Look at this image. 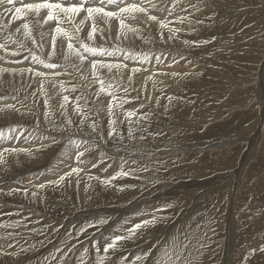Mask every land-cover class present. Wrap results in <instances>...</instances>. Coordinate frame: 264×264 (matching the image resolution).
Here are the masks:
<instances>
[{
  "label": "rangeland",
  "instance_id": "obj_1",
  "mask_svg": "<svg viewBox=\"0 0 264 264\" xmlns=\"http://www.w3.org/2000/svg\"><path fill=\"white\" fill-rule=\"evenodd\" d=\"M152 3L156 8L148 5L149 13L157 16L158 20L140 19L137 34L131 33L116 41L112 35L117 32L111 25L109 38L102 39L97 33L96 42L85 41L97 47L103 45L109 50L121 49L116 55L124 57V64L128 66L115 79L116 69L111 73L104 70L97 73L105 85V91L99 98L94 93L99 91L100 85L94 82L88 61H81L75 52H68L66 41L63 45L60 43L63 37H57L56 53L50 55L53 33L49 24L43 27L31 25L32 37L37 41L40 33H44V46L39 47L22 29L20 21L8 23L11 16L4 12L5 6H0V24L4 25L0 29V42H6L8 50H19L22 54L4 58L0 52L1 60L17 70L27 71L35 62L29 55L28 50L31 49L45 63L59 65L58 68L47 69L41 64L46 71L60 73L55 77L48 76L47 80L62 82V86L55 89L45 87L53 97L50 101L54 106L52 119L55 125H61L66 115L74 122L72 125L64 123L62 127L45 124V97L38 93L36 97L32 96L37 91L31 87L30 81H35L29 76L25 78V73L0 75V100H15L14 104L7 105H15L19 110L14 112L7 105L0 108V132L4 143L7 144L5 139L10 140L23 131L22 139L28 137L29 140L31 135H36L40 143L36 149L29 150L25 158L17 160L12 157L14 155L0 149L3 152L0 159V212L18 213L0 217V251L13 253L10 256L14 257L25 254L24 261L17 264H63L64 260L68 264H81V261L83 264H97L101 260L103 264H112L113 260L117 264H131L141 249L151 243L163 244L165 240H169L171 245V238L179 228L193 224L194 217L207 219L209 215L214 231H208L205 226L206 247L199 249L193 244L189 257L191 264H264V259H257L258 255L264 258L263 253H252L253 249L264 246V0H153ZM108 8L106 10H112V6ZM165 9H171V14ZM81 18L78 16L76 23ZM28 20L31 21L32 17L29 16ZM197 20L203 23H197ZM160 21L166 27H162ZM97 25L108 32L110 24L97 20ZM54 27L55 22H51V28ZM63 27L72 32L70 25L64 24ZM90 27V21L83 26L79 33L82 39ZM17 28L21 30L16 31ZM184 41L200 43L185 44ZM25 56L29 59L23 63L12 62L23 60ZM106 57L97 59L105 60ZM157 57H160V63ZM173 58L178 63H174ZM132 68H142V71L132 74ZM143 74L150 76L144 81L148 83L138 81ZM130 75L132 81L129 86ZM73 87L77 91L73 92ZM108 93L118 100L130 101L123 104V110L113 108L117 121L114 139L108 138L107 104L112 100ZM81 94L85 98L79 104L89 117L83 131L76 127L80 117L72 111V104L64 115L55 107L62 96L68 95L74 101ZM138 94L145 102L143 108L140 107V99H132ZM168 97H173L171 102ZM133 108L138 109V116L148 113L149 119L143 122V126L135 123L131 126L136 138L130 139L124 110ZM37 118L41 121L38 128ZM92 120L101 126L105 143H100L92 133L89 127ZM132 120L135 121L136 117ZM12 126H16L15 132L10 131ZM141 132L147 136L146 140L139 139ZM148 132L163 135L148 136ZM48 135L56 136L57 142L44 140L43 137ZM69 138L80 144L88 142L89 151L82 158L85 161H100L102 151L108 158L96 168H92L91 163L79 164L75 160L74 145L68 143ZM219 143H227L226 148H208ZM15 145L10 148L19 147ZM156 147L162 151L156 153ZM19 154L22 152L15 155ZM121 157L127 161L126 169H136L135 174L113 180L108 186L101 183L120 170ZM133 159H136L135 164ZM109 164L112 166L108 167ZM141 165H147L149 170L142 171ZM73 167L83 169L79 174V184L74 175L59 186L37 187L58 179ZM18 188L27 189L28 195L12 191ZM33 192L38 195L33 197ZM166 192L168 198L142 204L146 198ZM140 200H143L140 206H136ZM167 203L173 207L160 215L170 219L145 230L146 240L139 242L140 247L131 241H121V248L116 252H103L105 237L123 234L124 228L150 218V215L137 216V213H151L154 208ZM102 207H120L129 212L119 214L108 210L99 215L91 211H100ZM99 220H107V223L89 227L85 236L76 237L81 226ZM60 225L63 227L59 232L52 231L53 227ZM98 231L102 234L94 237ZM197 231L193 229L194 234ZM69 232L72 237H68ZM93 237L100 241L99 253L89 243ZM80 242L89 248L87 254ZM8 244L13 247H8ZM69 244H75V250L61 258L56 248L63 249ZM121 253L128 256L127 262L119 260ZM50 254L57 256V262L46 261ZM240 254L244 259H239ZM137 264H142V261H137Z\"/></svg>",
  "mask_w": 264,
  "mask_h": 264
},
{
  "label": "snow or ice",
  "instance_id": "obj_2",
  "mask_svg": "<svg viewBox=\"0 0 264 264\" xmlns=\"http://www.w3.org/2000/svg\"><path fill=\"white\" fill-rule=\"evenodd\" d=\"M147 3L151 5L152 8H156V4L152 3V0H147ZM19 4V6H17ZM0 6L4 7V12L9 13L11 16V20L8 21V23H11L12 21H22L21 27L26 32V34L32 38L33 44H38L39 47L44 46V33H40V40L37 41L34 37H32L31 33V25L36 24L43 27L45 24L50 25V32L53 33L51 35V48L52 52L50 55H55L57 50V37H63L64 39H61L60 43L63 45L66 41V47L68 52H75V54L79 57L81 61L87 60L88 65L90 66V71L92 75L95 77L94 82L98 83L100 85V89L98 92L94 93V95L99 98L100 93L105 91V85L104 81L99 78L97 73L100 72L102 69H107L109 73L113 71V69H116V74H114L113 79H115L116 75H119L122 69H127V64H124L123 62H108L103 59H97V57H114L116 55L117 51H121L119 48H113L112 50H109L108 48L104 47L103 45L97 47L94 44L87 43L85 41H94L97 37V33L100 34V37L102 39H107L111 36V25L109 26V30L107 33H105L104 29H101L97 25V20L104 21L106 24H109L110 21H119L121 32L117 33V38H119L120 35L123 34V30L126 29L128 26L125 24V14L133 16L135 18L136 13L144 14L147 21H157L158 17L155 15H151L149 13V8L144 6V0H141L140 3L136 2H128V0H67V2H61V0H39V2H36V0H32V2H24V0H0ZM108 6H112V10H106L108 9ZM194 7V6H193ZM169 11V14H171V9H165ZM31 16L32 20L29 21L28 17ZM82 17L78 23H76L77 17ZM91 22V27L88 30L86 36L82 39L79 33L81 32V29L87 22ZM51 22H55V27L51 28ZM162 27H166L163 21H160ZM197 23H203L202 20H197ZM64 24H68L72 27V32L70 33L65 27H63ZM4 25L0 24V28H3ZM20 28H17L16 31H20ZM161 38H163V33H161ZM171 38V37H169ZM215 39V37H213ZM185 44H194L198 45L200 41H184ZM204 43H207V41H204ZM79 45V48L76 47V45ZM0 49H4L7 52V46L5 44H0ZM82 49V51H81ZM29 55L31 57L32 61H35L37 63L43 64L45 68L47 69H55L58 68L59 65L55 63H45L43 60L40 59L39 56H37L34 52L31 51V49L28 50ZM85 53L89 55H85ZM11 56H19V51H13L10 53ZM3 57H0L2 59ZM127 58V57H126ZM29 57L25 56L23 57V60L18 61H12L13 63H23L24 60H28ZM147 57H145V60L147 61ZM157 62L160 63V57H157ZM181 59H184V57H181ZM174 63H178V61L173 58ZM190 63V62H189ZM14 72L15 70H10L8 68H0V73H7V72ZM23 71V70H22ZM29 72H33L34 76L41 77V78H47V74L43 71H34V69L29 68L27 69ZM132 74H135L137 72L142 71V68H132L130 69ZM70 75V73H68ZM163 75H168L167 73H162ZM52 77L60 75V73H52ZM176 75V74H172ZM187 75V73H185ZM132 81V76H129V86ZM40 88L38 89V92L40 95L44 96L43 99V117L45 124H53L56 127H62L64 123H67L68 125H72L74 122L68 118L65 115V120L61 123V125H55V121L52 119L53 111L52 108L54 107L51 105L50 101L53 99L52 96H49L47 90L44 88L43 81H39ZM49 83L51 84L52 88L56 87V81L54 79L49 80ZM111 85H109L110 87ZM73 92L77 91L75 87L72 89ZM125 93H127L128 89L127 87L124 88ZM108 95H112V100H109L107 104V113H108V138L114 139V134L117 133L116 124L117 121L115 119V113L113 112L114 107H119L123 110V104L129 103L130 101L127 99L124 100H118L112 93H108ZM33 97L37 96V92L32 93ZM84 95L81 94L80 96H76L75 100L73 101L72 97L68 95L62 96L61 102L59 105H56L59 110H61V114L64 115L67 113L69 104L73 105L72 111L80 117L79 124L76 125L78 129L83 131V126L87 123L89 117L87 114L84 113L83 109L81 108L79 101L81 99H84ZM132 99H140L139 94L137 97H133ZM146 99L150 100V97H147ZM169 101L173 99V97H168ZM113 101H116L114 104ZM87 99H85V103H87ZM159 103V97H157V104ZM7 108L11 109L14 112H18L19 110L15 108V105H7ZM140 107H145V102L143 99H140ZM91 111H95V109H92ZM165 111H167V107L165 108ZM138 109H129L124 110V116L125 120L128 121L129 124V138L135 139L136 137L132 134V128L131 126L135 124H141L143 126V122L149 119V114L144 113L143 115H137ZM136 117V120L133 121L132 117ZM123 122V121H121ZM41 121L39 118L36 119V127L38 128ZM89 127L92 130V133H94L97 137V139L100 141V143H105L104 137L102 132L100 131V125L96 120H92ZM16 126H12L10 128L11 132H15ZM145 131H147V128L145 127ZM23 133L21 132L20 135L16 136L15 138L17 140L20 139V136H22ZM31 135V134H30ZM148 136H161L163 133H152L148 132ZM0 138H3V133L0 132ZM25 139H28V137H25ZM44 140H51L52 143L57 142V137L48 135L43 137ZM139 139L146 140L147 136L144 135L143 132H141ZM68 143L70 145L75 146V160L79 164H87L91 163V166L93 168L98 167V164L104 163V161L108 158L106 152H101V160L100 161H85L82 159L85 156V152L89 151V148H85L84 151H80L81 144L77 141L69 138ZM84 144H87V141H83ZM123 146V145H122ZM43 147V146H42ZM99 147V144L97 145ZM125 147V150L127 151V147ZM24 151V149H18V148H4L3 152H21ZM162 149L160 147H156V153L161 152ZM3 152H0V159L3 158ZM148 155H155V153H148ZM122 163L120 165V170L117 171L113 176H110L102 181L104 185L108 186L111 185V182L113 180H116L118 178L122 177H131L135 174L136 169L135 168H125V164L127 161L125 158L121 157ZM136 163V159H133V164ZM174 163V161H173ZM67 166V165H66ZM112 165L109 164L108 167H111ZM140 169L142 171H148L147 165H141ZM107 169H105L106 171ZM83 171L80 167H73L70 171H67L64 173V175L59 176L58 179L49 180L44 184L37 185L38 188L43 189L47 186H59L62 182H64L66 179H69L73 177L74 175L77 177V184H79V174ZM92 179L93 177H89ZM95 179L99 180V177H95ZM123 190V189H121ZM12 191H19L22 192L25 196L28 195L27 189H13ZM38 194L36 192L32 193L33 197H36ZM173 205L170 203H167L163 205L162 207L154 208L151 213H137V216H143V215H150L149 219H142L139 223H133L130 227L123 229V234H117L110 237H105V243L103 246V252L108 253L109 250H112L113 252H116L117 249L121 248L120 242H133L136 244L137 247H140L139 242L146 240L145 230L150 229L151 227H154L158 223L170 219V217L162 216L160 213L162 211H165L169 208H172ZM176 214V213H173ZM18 215V213H5L0 212V217L3 216H14ZM20 222L18 221L17 224ZM107 220H99L95 223H89L87 226H81L79 230L76 232V237L79 238L80 236H85L87 233V229L89 227H95L96 224H106ZM127 223V221H125ZM212 218L209 215L207 219H205L204 216H199V218H193V224L185 225L177 230V233H174L171 238V245L169 244V240H165L163 244H157V243H151L148 245L147 248L141 249L139 254H136L134 258L131 261V264H137V261H142V264H191L190 262V255L192 254V246L193 244L198 245L199 249H203L206 247V239H207V232L204 231L205 226H207L208 231H214L211 228ZM9 227V226H6ZM63 225H60L59 227H53V232H59L60 228H62ZM193 229L198 230L197 232H193ZM182 234V235H181ZM68 237H72V233H67ZM11 236V233L9 234ZM87 238V237H86ZM63 243V242H62ZM92 248H95L97 253L100 252V248L98 247L100 241L96 240L94 237L89 241ZM81 247H83V252L87 254L89 252V248L85 247L83 242H80ZM8 247H13V245L8 244ZM76 248L75 244H69L66 246V248H56V252H59L61 254V258L66 257L74 251ZM256 251H259L261 253H264V246H261L258 249H253L252 253H255ZM0 255L10 256L13 255V253L8 252H0ZM119 260L121 261H128V256L123 255L121 253L119 255ZM46 261H53L55 262L58 258L55 254H50L49 257L45 258ZM63 264H68L67 260L63 261ZM81 264L83 262L81 261ZM97 264H103V260L98 261ZM112 264H117L116 260L112 261Z\"/></svg>",
  "mask_w": 264,
  "mask_h": 264
},
{
  "label": "bare ground",
  "instance_id": "obj_3",
  "mask_svg": "<svg viewBox=\"0 0 264 264\" xmlns=\"http://www.w3.org/2000/svg\"><path fill=\"white\" fill-rule=\"evenodd\" d=\"M61 2H63V1H61ZM65 2V1H64ZM128 2H136V3H140L141 2V0H128ZM152 2H153V0H152ZM148 5H149V7H151V5L150 4H148L147 3V0H144V6H146V7H148ZM19 6V5H18ZM110 8V7H109ZM108 8V9H109ZM135 15V18H133V16H131V15H127V14H125V24L128 26L126 29H124L123 30V34L122 35H120L119 36V38H122V37H128V36H130L131 35V33H134V34H137L138 33V28H137V24H138V21H140V19H143V20H145V21H147L146 20V18H145V16H144V14H141V13H136V14H134ZM105 23V22H104ZM20 24H22V21H20ZM106 24V23H105ZM109 24L110 25H112L115 29H116V32L118 33V32H121V29H120V25H119V21H110L109 22ZM11 25V24H10ZM1 29V28H0ZM108 30V29H107ZM112 37L113 38H115V40L116 41H119V40H117V39H119V38H117V34H113L112 35ZM91 42H96L95 40L94 41H91ZM0 44H7L6 42H3V43H1L0 42ZM16 51H19V50H16ZM0 52H1V54L4 56V58H13V57H16V56H11L10 55V53L11 52H13V51H11V50H8L7 49V52L4 50V49H0ZM20 55H22V54H20ZM107 59H105V61H108V62H114L115 63V61L116 62H123L124 63V57H122V56H117L116 55V57H110V59H109V57H106ZM113 59V61H111ZM110 60V61H109ZM0 68H8V69H10V70H15L14 72H12V71H10V72H7V73H10V74H21V73H25V75H24V77L26 78L27 76H29L31 79H33L35 82H31L30 81V84L32 85L31 87L33 88V89H35L36 91H37V93L39 94V92H38V89L40 88V83H39V81H43V84H44V88L46 87V86H51V84L49 83V80H47V78H41V77H36V76H34V74H33V72H28V71H26V70H23V69H20V70H17V68L16 67H14V66H11L9 63H6V62H4V60H1L0 59ZM31 68L32 69H34V71H43V72H45L46 74H47V77L48 76H52L51 74L54 72V71H56V70H50V71H46V70H44V67H43V65H41L40 63H37V62H34L33 64H32V66H31ZM23 70V71H22ZM107 71V69H102L101 71L102 72H104V71ZM3 73H0V75H2ZM19 77V76H18ZM150 79V76L148 75V74H143L142 76H141V79L140 78H138V81H142L143 83H148V82H144V81H146V80H149ZM58 85H60V86H62V82L61 81H59V80H57L56 81V86H58ZM53 89H55V88H53ZM40 95V94H39ZM40 97H42V95H40ZM9 103H12V104H14L15 103V100H8V101H6V100H0V108L1 107H4V106H6L7 104H9ZM262 124V123H261ZM259 127V126H258ZM23 134H24V131L22 132ZM26 135H29V133L27 132L26 133ZM23 136V135H22ZM22 136H20V139L19 140H17L15 137L16 136H13L10 140H8V139H5L6 140V142H7V144L6 143H4V141H3V139L2 138H0V149H4V148H10L11 146H16L15 144H17V146H19L18 147V149H24V151H21L22 152V154H19V155H15L16 153H18V152H7L8 154H11V155H14V156H12L15 160H17V158H25V155H27L29 152V150H31L32 148H34V149H36L35 147H37V146H39L40 145V143H38V139H37V136L36 135H31L30 137H29V140L28 139H22ZM31 137H33V138H31ZM236 141V140H235ZM245 141H247V140H245ZM228 143V142H227ZM227 143H219V144H216L217 146H212V147H208L209 149H213V150H221V149H223V147H225L226 145H227ZM3 146H8V147H3ZM75 147V146H74ZM89 148L90 147V145L88 146V143L87 144H83V142L81 143V147H80V151H83L85 148ZM14 148V147H13ZM226 148V147H225ZM34 149L32 150V151H34ZM31 151V152H32ZM27 152V153H26ZM71 152V151H70ZM69 152V153H70ZM174 152V151H173ZM65 154H68V153H65ZM27 160V159H26ZM244 166V165H243ZM93 168V167H92ZM93 170V169H92ZM240 173V172H239ZM220 174V173H219ZM222 176V175H221ZM223 177V176H222ZM225 178V177H224ZM224 178H222V179H224ZM30 180V179H29ZM218 180V179H217ZM241 181V180H240ZM238 182V181H237ZM186 183V182H185ZM184 183V184H185ZM180 184V183H179ZM202 185H203V183H201ZM221 184V183H220ZM187 187V186H186ZM196 187V186H195ZM84 188H85V186H84ZM166 191V190H165ZM162 194V193H161ZM168 193L166 192L165 194H162V195H158V194H156V195H154V196H150V198L148 197V198H146L144 201L143 200H140V202L138 203L137 202V204H135L136 206H140V203H141V201H143V203L142 204H145V202H151V201H155V200H157V199H165V198H168V195H167ZM165 201V200H164ZM135 207V206H134ZM133 208V207H132ZM108 210H110L111 212H116V213H124V212H129V211H127V209L126 210H124V209H122V208H120V207H116L115 209L113 208V209H111V208H104V207H102V208H100V211L98 210V209H94V210H91L93 213L95 212V214H99V215H101V214H104V213H106V212H108ZM129 210V209H128ZM131 210V209H130ZM133 210V209H132ZM88 213V212H87ZM80 214V213H79ZM82 216V215H81ZM79 218V216H76V219H78ZM76 219H74V220H76ZM71 221V220H70ZM178 221V220H177ZM113 222V221H112ZM62 223V222H61ZM65 223V222H64ZM63 223V224H64ZM161 227V226H160ZM155 228V227H154ZM77 232V231H76ZM157 232V231H156ZM65 233V232H64ZM170 233V232H169ZM100 234H102V231H98V233L96 234L95 233V235H94V237H99L100 236ZM65 235V234H64ZM19 238V237H18ZM96 239V238H95ZM100 239V238H99ZM161 239V238H160ZM62 241V240H61ZM13 242V241H12ZM17 243V242H16ZM84 243V242H83ZM256 244V243H255ZM18 245V244H17ZM26 246V245H25ZM22 247V246H21ZM24 248V247H23ZM26 249V248H25ZM79 249V248H78ZM224 249V248H223ZM20 250H23V249H20ZM96 250V249H95ZM243 251H244V249H243ZM242 251V252H243ZM1 252V251H0ZM55 253V252H54ZM59 253V252H58ZM18 254V253H17ZM42 254V253H41ZM243 254V253H242ZM258 254V253H257ZM264 254V253H263ZM72 255H73V253H72ZM75 255V254H74ZM254 255V254H253ZM262 255V254H261ZM25 254H23V255H21L20 254V256H18V257H14V256H5V255H0V264H17L18 262H21V261H24V259H25ZM96 256V255H95ZM118 256V255H117ZM257 256V255H256ZM76 257V256H75ZM97 257V256H96ZM239 257H241V258H239V259H244V256L243 255H239ZM247 258V257H246ZM257 259L258 260H262L263 261V256H260V255H258V257H257ZM242 261V260H241ZM53 262V261H52ZM57 262V261H56ZM40 263V262H39ZM264 263V262H263ZM91 264V263H90Z\"/></svg>",
  "mask_w": 264,
  "mask_h": 264
}]
</instances>
